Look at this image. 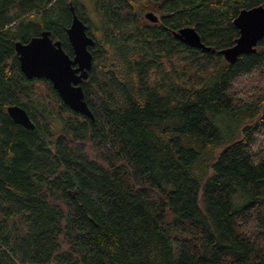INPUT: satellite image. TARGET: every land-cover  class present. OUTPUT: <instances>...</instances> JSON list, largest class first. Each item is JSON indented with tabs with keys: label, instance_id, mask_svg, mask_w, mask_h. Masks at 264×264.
I'll use <instances>...</instances> for the list:
<instances>
[{
	"label": "trees",
	"instance_id": "1",
	"mask_svg": "<svg viewBox=\"0 0 264 264\" xmlns=\"http://www.w3.org/2000/svg\"><path fill=\"white\" fill-rule=\"evenodd\" d=\"M262 1L0 0V264H264V35L219 53ZM73 12L95 41L93 119L14 49L49 30L72 56ZM184 25L213 50L175 38ZM222 112L239 117L229 138Z\"/></svg>",
	"mask_w": 264,
	"mask_h": 264
},
{
	"label": "water",
	"instance_id": "2",
	"mask_svg": "<svg viewBox=\"0 0 264 264\" xmlns=\"http://www.w3.org/2000/svg\"><path fill=\"white\" fill-rule=\"evenodd\" d=\"M143 17L151 22L158 20L157 14L150 9L143 12ZM232 22L238 29V35L231 45L219 50L228 62L235 61L243 53L256 50L257 42L264 35V0L251 7L240 8ZM65 31L72 48V56L65 52L60 40L50 36L49 30H42L26 42H15L19 68L27 78L48 79L64 104L71 110L93 119L84 99L81 81L87 77L91 68L92 53L89 46H93L95 41L87 33L86 23L75 12L72 13ZM171 32L175 38L188 46L213 50L201 41L196 29L191 25H184ZM6 111L15 123L28 129L34 127L32 119L20 105L9 104Z\"/></svg>",
	"mask_w": 264,
	"mask_h": 264
},
{
	"label": "rangeland",
	"instance_id": "3",
	"mask_svg": "<svg viewBox=\"0 0 264 264\" xmlns=\"http://www.w3.org/2000/svg\"><path fill=\"white\" fill-rule=\"evenodd\" d=\"M215 117H216L215 121L219 124V126L222 129L224 138H229V135L235 134V130L239 126L238 115L222 112V113L216 114Z\"/></svg>",
	"mask_w": 264,
	"mask_h": 264
}]
</instances>
